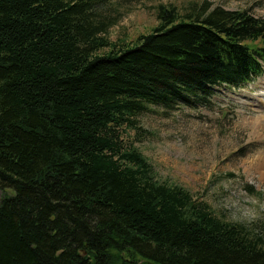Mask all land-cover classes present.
Returning a JSON list of instances; mask_svg holds the SVG:
<instances>
[{"label": "trees", "instance_id": "16d2710c", "mask_svg": "<svg viewBox=\"0 0 264 264\" xmlns=\"http://www.w3.org/2000/svg\"><path fill=\"white\" fill-rule=\"evenodd\" d=\"M108 1L0 0V264H264V233L155 180L122 138L151 105L261 75L264 18L159 5L150 32L98 54Z\"/></svg>", "mask_w": 264, "mask_h": 264}, {"label": "rangeland", "instance_id": "374dc122", "mask_svg": "<svg viewBox=\"0 0 264 264\" xmlns=\"http://www.w3.org/2000/svg\"><path fill=\"white\" fill-rule=\"evenodd\" d=\"M203 1L249 9L264 18V0H109L99 13L110 45L97 53L107 52L112 44L131 45L150 32L159 5L183 14ZM215 89L206 105L149 106L135 116L140 128H127L123 141L147 159L155 180L183 187L223 220L264 233V177L257 172L264 164L258 157L264 150V128H259L261 137L254 138L250 124L255 115L264 114V72L241 88Z\"/></svg>", "mask_w": 264, "mask_h": 264}, {"label": "bare ground", "instance_id": "6f19581e", "mask_svg": "<svg viewBox=\"0 0 264 264\" xmlns=\"http://www.w3.org/2000/svg\"><path fill=\"white\" fill-rule=\"evenodd\" d=\"M261 105H263V107H264V103L263 102L261 103ZM260 112H263V111H260ZM248 118H250V117H248ZM250 124L252 126V132L251 133L254 136V138H260L262 133L259 131V128H262V127L264 128V114L263 113H259L258 115H255L252 118ZM258 157L260 159L264 160V150L261 151L258 154ZM260 169H262V170L260 171ZM257 172L259 174L260 179L262 180L263 177H264V164L261 165V163H260Z\"/></svg>", "mask_w": 264, "mask_h": 264}]
</instances>
